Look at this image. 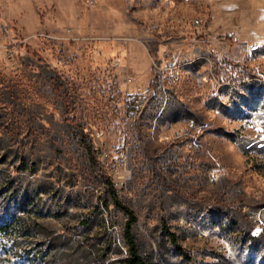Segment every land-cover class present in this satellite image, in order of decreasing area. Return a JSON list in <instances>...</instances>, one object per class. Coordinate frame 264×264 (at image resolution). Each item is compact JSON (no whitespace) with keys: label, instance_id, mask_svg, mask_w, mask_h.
<instances>
[{"label":"rangeland","instance_id":"1","mask_svg":"<svg viewBox=\"0 0 264 264\" xmlns=\"http://www.w3.org/2000/svg\"><path fill=\"white\" fill-rule=\"evenodd\" d=\"M116 198L147 264H264V0H0V264H124Z\"/></svg>","mask_w":264,"mask_h":264},{"label":"built area","instance_id":"2","mask_svg":"<svg viewBox=\"0 0 264 264\" xmlns=\"http://www.w3.org/2000/svg\"><path fill=\"white\" fill-rule=\"evenodd\" d=\"M84 2L88 5L93 4L94 0H84ZM196 25L200 24L199 20L195 21ZM94 38L88 37L86 38L87 42H93ZM69 60H74V55H67ZM152 68L155 72V79L146 86L145 88H140L138 92H127L124 98V104L127 108V111L131 113H137L147 104L149 98L155 92V84L161 81L170 82L173 84H177L176 82V74L175 67L179 62H177V57L174 54H167L163 58H151ZM127 81L124 82L123 86H128L133 79L127 78ZM120 89L116 86L111 89L113 97L117 96L120 93Z\"/></svg>","mask_w":264,"mask_h":264},{"label":"trees","instance_id":"3","mask_svg":"<svg viewBox=\"0 0 264 264\" xmlns=\"http://www.w3.org/2000/svg\"><path fill=\"white\" fill-rule=\"evenodd\" d=\"M116 204L121 208V210L127 216V221L125 226V241L128 247L129 256L124 261V264H147L145 259L140 254L139 247L133 233V226L137 221L135 212L128 206L122 204L117 198H116ZM168 233L170 234L171 240L174 243V245H177L176 236L172 234L170 230H168ZM177 247L178 249H181L179 246Z\"/></svg>","mask_w":264,"mask_h":264},{"label":"crops","instance_id":"4","mask_svg":"<svg viewBox=\"0 0 264 264\" xmlns=\"http://www.w3.org/2000/svg\"><path fill=\"white\" fill-rule=\"evenodd\" d=\"M144 51H146V50L144 49ZM146 53H147V51H146ZM147 56H148V59L150 61L151 70L145 71L144 73H140L141 71L139 70V68H136L135 67V68L132 69V65H131V63L129 61V52L127 50V52H126V59L124 61V66H126L127 72H128L127 78H130V77L132 79L136 78L137 81H145V80L147 81V80H151L152 79L153 72H152L151 57H150V55L148 53H147Z\"/></svg>","mask_w":264,"mask_h":264}]
</instances>
